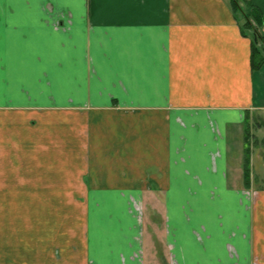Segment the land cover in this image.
<instances>
[{
  "label": "crops",
  "instance_id": "obj_1",
  "mask_svg": "<svg viewBox=\"0 0 264 264\" xmlns=\"http://www.w3.org/2000/svg\"><path fill=\"white\" fill-rule=\"evenodd\" d=\"M242 24L231 0H0V264H264Z\"/></svg>",
  "mask_w": 264,
  "mask_h": 264
},
{
  "label": "trees",
  "instance_id": "obj_2",
  "mask_svg": "<svg viewBox=\"0 0 264 264\" xmlns=\"http://www.w3.org/2000/svg\"><path fill=\"white\" fill-rule=\"evenodd\" d=\"M231 7L233 11L240 15L243 19L242 31L248 35L252 41L251 64L253 69L260 67L264 63V33L260 31L263 26L264 19L261 10L249 0L240 4L238 0H231ZM248 124L246 120V133L244 140L247 141L249 137ZM243 180L246 186L250 185L251 169H250V145H244V156L242 161Z\"/></svg>",
  "mask_w": 264,
  "mask_h": 264
},
{
  "label": "rangeland",
  "instance_id": "obj_3",
  "mask_svg": "<svg viewBox=\"0 0 264 264\" xmlns=\"http://www.w3.org/2000/svg\"><path fill=\"white\" fill-rule=\"evenodd\" d=\"M256 116V117H255ZM252 115L248 124V139L244 142V137L239 138L243 140V145L249 143L250 145V159H251V178L255 187H264V120L257 115ZM243 138V139H242ZM237 157V166H242L244 147L241 155L235 154Z\"/></svg>",
  "mask_w": 264,
  "mask_h": 264
}]
</instances>
